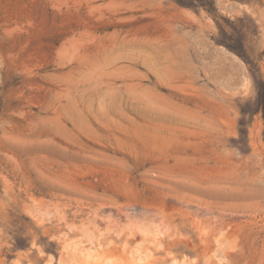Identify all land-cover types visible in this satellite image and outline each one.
<instances>
[{
  "label": "rangeland",
  "instance_id": "1",
  "mask_svg": "<svg viewBox=\"0 0 264 264\" xmlns=\"http://www.w3.org/2000/svg\"><path fill=\"white\" fill-rule=\"evenodd\" d=\"M146 213L156 264H206L207 220L211 264H264V0H0V264L58 258L65 222L127 255L109 229Z\"/></svg>",
  "mask_w": 264,
  "mask_h": 264
},
{
  "label": "bare ground",
  "instance_id": "2",
  "mask_svg": "<svg viewBox=\"0 0 264 264\" xmlns=\"http://www.w3.org/2000/svg\"><path fill=\"white\" fill-rule=\"evenodd\" d=\"M28 212L33 216V218L37 220V222L43 223L46 221H50L52 217L58 215L59 210L56 206L53 205L51 206L50 204H47L46 201L42 203V202H37L35 200L28 205ZM62 214L63 213L61 214L59 213L58 220L60 219V221L64 220L65 218V216ZM212 224L214 227L211 226ZM65 225L68 231L67 232L63 231V233L60 232L62 233L61 236L58 235L62 245L61 255H59L58 258H55L53 254H48L46 263L44 262V264H53L54 262H57V264H156L152 258L153 252L150 249L151 246L150 248L146 246L148 244L147 242L153 243L154 247L153 246L152 247L155 248L156 250H159L160 248L163 247V243L162 241L160 242V240L157 241V238H160L163 235V233L168 231L166 228L167 225H164L159 219L155 217H151V215L147 213L144 214L143 217L139 219L136 220L132 219L130 223H124L123 225H120V223L117 222L114 226L110 224L111 226H113V228L111 227L109 230L116 235L121 234L126 229L127 230L125 232H127L128 229H130L132 232L136 231L138 233L139 235L138 240H136V243L134 242L135 244L131 249H129L128 247L127 251L129 250V252L126 255V253L124 254L122 252L115 251L112 242H106V244H103L104 242L102 243L100 241V238L96 237L94 233L91 231V229L89 228L90 226L87 225L78 226L75 223H69V222L68 223L65 222ZM226 229L228 228L225 226V224H222L219 220L218 221L215 220L212 222L209 220L205 221V224L202 227L203 233L205 234V236L212 239L213 243L216 246L211 253L208 252L210 253L207 254L208 256L204 255L207 256V258L205 257L206 264H211L213 260H216L218 263L222 261L223 257L221 256V252L223 254V252L228 246L226 242L227 238L225 237L227 234ZM69 231H73L72 234H74L75 232L76 234L74 235L76 236L74 237L71 236L70 235L71 233H69ZM128 232L126 236L132 234V232H130L129 234ZM103 235H105V233ZM111 239L113 240L112 237ZM126 245H127V241L122 248L123 250L125 249V251H126V247L129 246L130 244L127 246ZM40 254H42L41 250H40ZM187 260L185 258L183 260L182 259L178 260L177 257L175 258L174 256V258L172 257L171 262L167 264H188L189 261L187 263ZM19 263L16 262L15 264H19Z\"/></svg>",
  "mask_w": 264,
  "mask_h": 264
},
{
  "label": "trees",
  "instance_id": "3",
  "mask_svg": "<svg viewBox=\"0 0 264 264\" xmlns=\"http://www.w3.org/2000/svg\"><path fill=\"white\" fill-rule=\"evenodd\" d=\"M191 3L188 2H184L183 0H178V2L184 4V5H188V6H192L194 5V3H197L199 0H189Z\"/></svg>",
  "mask_w": 264,
  "mask_h": 264
}]
</instances>
